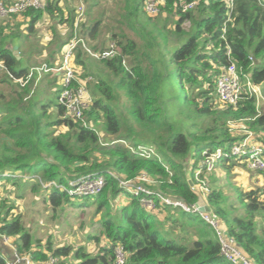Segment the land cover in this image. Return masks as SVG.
Masks as SVG:
<instances>
[{
    "label": "trees",
    "instance_id": "16d2710c",
    "mask_svg": "<svg viewBox=\"0 0 264 264\" xmlns=\"http://www.w3.org/2000/svg\"><path fill=\"white\" fill-rule=\"evenodd\" d=\"M143 1H135L134 16H139ZM189 1H196L197 7L182 13L173 8L174 0H165L161 15L176 21L174 31H169L175 36L177 46L174 48L168 41L165 26L139 31L137 35L144 39V45L124 34H113L116 55L112 58L90 57L103 67L96 76L100 74L102 77L104 72L108 76L107 80H99L93 85L92 93L90 88L94 79L83 57L85 54L80 48L75 50L72 63L76 74L77 67L83 70L77 77L85 82L92 97L100 96L96 100L93 98V106L87 114L90 126L66 119L65 109L59 103L54 107L51 103L41 105L38 113L36 108L31 111L29 103L24 104L25 97L20 89L14 92L15 99L0 107L1 110L6 106L5 114L13 112L6 117L10 124L0 120V134L6 137L0 141V188L10 184L11 188L6 191L12 193V189L25 183L22 177L27 176L26 179H33L35 183L31 185L32 193L40 194L50 209L74 208L76 200L81 201L80 207L94 208L97 205L96 214L109 208L101 222V232L107 242L97 253L91 254L85 247L54 248L51 240L42 243L34 239L24 220L11 215L13 208L7 207L3 201L0 203V236L13 238L18 253L43 262L53 255L57 264H116L115 251L121 246L126 264H231L222 256L218 235L210 225L205 229L199 215L181 213L161 204L158 193L189 206L196 204L198 194L191 190L185 176L186 164L193 161L191 169L194 174L205 151H229L241 139L230 134V121L246 120L264 153V115H259L255 97L246 95L237 107L221 106L216 99V80L231 64L249 74L264 94V0H232L234 8L230 15L227 0ZM78 7L66 15L59 0H47L44 9L28 10L1 21L0 26L24 16L30 18L27 30L32 33L35 24L47 14L57 19L60 25L69 23L68 39H71L76 32L78 16L75 12L78 14ZM85 8L86 20L78 24L77 32L87 44L88 40L93 42L94 45H89L93 52L102 54L108 50L99 39L102 23L92 18L91 6L87 4ZM132 26L135 30L134 23ZM68 39L57 52L48 54V66L59 61V54ZM141 51L144 56L139 55ZM57 53V58H53ZM0 64L7 71L8 80L15 82L17 88L18 85L26 88L35 82L33 80L22 87L15 80L24 79L30 70L5 47L0 48ZM110 76L118 81L114 83ZM120 90H124L131 100L127 117L121 108L113 105ZM187 110V118L173 122L175 116L172 114L176 111L184 114ZM53 114L57 118H53ZM4 116L2 113L1 118ZM204 118L212 121L210 126L202 123ZM189 119L197 122L187 124ZM101 120L105 133L115 140L106 138L101 144L97 130L92 127ZM61 128H67V131L63 132ZM126 141L133 147H151L155 154L151 158L134 155L123 145L122 142ZM222 163L231 173L235 169L247 168L243 160L224 159ZM110 172L120 179L133 180L146 175L157 182L155 188L149 187L154 193L151 199L157 213L149 212L143 205L144 196L136 197L126 190V197H122L125 189ZM213 172L207 175L208 185H214L208 195L213 212L225 222L229 235L235 238L244 256L255 264H264L263 190L258 187L245 192L237 190L235 198L239 207L234 206L219 181L211 175ZM80 176H104L103 191L93 197L72 198L64 191L46 190L42 186L51 182L66 185ZM168 212L170 216L165 220L159 218ZM178 230H192L194 236L190 238ZM88 239L100 243L98 236ZM6 261L0 254V264H6Z\"/></svg>",
    "mask_w": 264,
    "mask_h": 264
},
{
    "label": "rangeland",
    "instance_id": "374dc122",
    "mask_svg": "<svg viewBox=\"0 0 264 264\" xmlns=\"http://www.w3.org/2000/svg\"><path fill=\"white\" fill-rule=\"evenodd\" d=\"M73 1L77 3V5H74ZM135 1L136 0H87L86 2V0H70V3H66L64 9L66 10L65 14L69 15V10L76 11L77 6L80 5L81 2L85 4L84 6L86 7L87 4L91 6V9L93 11L92 18H96L95 20H100V22L102 23V27L99 32V39L101 40L104 48H110L113 42L112 35L116 33L124 34V36H126L127 38L138 42V44L144 45V39L140 38L137 35L139 31L142 32L145 29L151 31L153 27H156L158 29L164 26L165 32L168 34L167 37L168 41L171 44V48L176 47L177 43L174 42L175 36L169 34V31H174L176 22H174L175 18L167 19V16L165 14L157 17H149L142 11V5L140 7L139 16H134L133 7L136 5ZM75 15L78 16L76 12ZM83 19L86 20L85 13L82 17H80V22ZM52 23L53 18L49 15H45L44 18L41 19V21L35 24V29L31 33V31L27 30L28 25H30V18L24 16L18 19L13 18L8 24H3L2 26H0V45H3L2 47H5V43L10 40L11 45L15 49H20V51L14 52H18V59L22 62L23 65L28 67L29 70L32 68L41 67L42 65L46 64L47 60L50 58L48 54L57 52L58 48H60L62 44L65 43V41L70 37V28L68 22L64 25H60L59 21L56 19L57 27L55 25V30H52L51 28L50 31V27H52L53 25ZM132 23L135 24V30L133 29ZM64 30H66L67 32L64 33ZM154 35L155 37L159 36L156 32ZM88 43L90 46L94 45L91 40H88ZM62 49L63 48H61L60 51H62ZM142 51L139 53L140 56H144V53ZM58 54L59 53L55 54L52 57L55 58L56 56H58ZM59 56L61 57L62 53H60ZM83 57L84 59H86V62H88V70L91 72L90 76H92L94 79L90 88L92 93L93 85H95L99 80H107L108 76L106 72H104L102 77H100V74L96 76V72L103 69L102 65L100 63H97L95 59H92L86 55H83ZM125 65L128 66V63H125ZM1 66L2 64H0V68ZM4 70H0V84H2V86L0 85V107L4 106L7 102H10L17 97L13 93L16 83L12 80H9V82L6 81L9 78L6 71ZM82 72V68L77 67V74L80 75L82 74ZM58 77L59 75L55 74H51L50 77L43 75V77L36 84L35 82H32L26 88H20L18 85V89L21 90L25 97L23 101L24 104L29 103V105L31 106V111L33 108H36V113H38L41 105L51 103V106L54 107V105L58 104V93L61 91V85L59 83L54 84ZM109 79L111 81L113 80L114 83L118 81V78H113L111 76L109 77ZM58 90L59 92L57 93ZM118 92L119 94L117 96V100H113V105L116 108H121V110L125 113V117H127L129 115L127 109L131 103V100L124 93V90H120ZM2 96H4V98H2ZM99 97V95L93 96L95 100ZM263 104L264 103L260 104L259 108H257L259 115H264V110H262ZM168 106L170 108L172 107V101ZM4 108H6V106L0 110V118L2 113L5 116L0 120H6L4 122L10 124L6 117L7 114L13 112L10 111L5 114L6 110L4 111ZM168 112L171 113L170 111ZM172 115L175 116V119L173 120V122H175L178 121V119L187 118L186 116L189 115V112L187 110L184 114H178L176 111V113ZM53 118H57V115L53 114ZM190 122L196 123L197 121H191L189 119L187 124ZM211 122L212 121L206 118H204L202 121V123H206V127L210 126ZM246 122V120L228 122L230 134L234 137L242 138L244 135V133H242L241 131L242 127L245 125L248 128ZM92 127L97 130L101 144H104L106 142V138L115 140V137L110 135L108 136L105 133L103 120H101L98 125L93 124ZM60 130L66 132L67 128H61ZM3 136V134H0V141H2L1 138L6 139V137ZM127 143L128 144L123 145H130L129 142ZM151 146L156 148L155 145ZM100 158L103 157L100 156ZM222 162H224L223 159L220 161L221 164L219 165V167H215V170L211 175H214V177L219 181L224 189L225 195L231 198V203H233L234 206L239 207L238 201L235 198L236 194H238L237 190H241L244 192L247 190L250 191L251 183L247 182V180L244 179L247 175L241 174L238 169H236L235 172L232 173L226 171L224 169L226 168V164L225 166H222L224 165ZM192 164V160L188 161V164H186L185 176L193 182L195 178L191 169ZM26 178L27 176L22 177L24 181L26 180L25 183H20V187L12 189V193L6 191V189H10L12 185L9 184L7 186H2L3 188H0V203L6 201L7 207L13 208L11 210V215L24 220L27 229L30 230L32 235H34V239H40L41 241H43V243L51 240L55 248L62 246H72L74 249L85 247L91 254L97 253L100 246L106 244V238L102 235L101 232V222L103 219V214H106L109 208H106V210H103V212H101L100 214H96L95 206L97 205H95L94 208H90L88 206L80 207L81 201L76 200V205L74 206V208L66 206L63 207V210L50 209V207L48 208V206L43 202L40 194L32 193L31 185H35L33 179L31 180ZM70 181H72V179ZM210 182H212V179ZM156 184L157 182H154L153 184L149 185V187H154L156 186ZM213 186V184H210L211 189L213 188ZM126 194L127 191L124 190L122 193V197L125 198ZM170 211L172 210L170 209ZM178 211L181 213L184 212L181 209H179ZM169 216L170 212L166 213L164 217L161 216L160 219L165 220L166 217ZM207 225L208 224L206 222L201 223V226L205 229L208 228ZM188 231L189 233H187ZM178 233L187 235L190 238L194 236V231L192 230H178ZM90 236H98L100 239V243H97L96 241L89 242L88 237ZM10 240L13 241L14 239L11 238Z\"/></svg>",
    "mask_w": 264,
    "mask_h": 264
},
{
    "label": "built area",
    "instance_id": "2783aa9c",
    "mask_svg": "<svg viewBox=\"0 0 264 264\" xmlns=\"http://www.w3.org/2000/svg\"><path fill=\"white\" fill-rule=\"evenodd\" d=\"M228 1L229 15L234 6L232 0ZM46 0H0V22L8 20L9 18L23 14L28 10H42L44 9ZM196 1L189 0H174L173 8L180 10L182 13L193 11L197 7ZM143 11L149 17H157L163 14L165 7V0H144ZM85 12L83 3L78 7V18L76 21V32L74 36L68 41L62 51V56L54 65L47 64L41 67L30 69L29 73L24 79H15L22 87L35 80V84L46 74L59 75L57 81L61 85V91L58 94V103L65 109V118L81 122L83 126H90L87 121V114L93 106V97L86 87L83 80L79 79L76 74V68L73 65L75 50L80 48L84 54L92 58H112L116 55L115 43H112L110 48L102 54L95 53L87 44L85 38L80 36L77 32L80 17ZM246 95L255 97L256 106L259 108L260 104L264 102V94L261 86L253 83L251 76L245 74L235 64H231L224 68L223 72L216 80V99L221 106L237 107L240 100ZM243 137L232 145L229 151L217 150L216 152L205 151L203 153L204 159L200 162L197 169L194 170L193 186L191 190L198 194L210 208V212H200L196 204L189 206L181 200H175L171 197L165 196L161 192L158 193V198L161 204H165L170 208L181 209L185 213L199 215L204 222L210 225L217 233L220 244L221 254L231 264H255L253 261L247 259L242 251L239 249L235 238L228 233L227 227L220 216L215 214L208 202V195L211 188L207 182V175L215 170L216 164L220 160L232 159L243 160L247 163L249 170L258 172L264 175V153L260 143H255V134L249 130L245 125L242 127ZM126 145V142H122ZM130 152L134 155L143 158H151L155 151L151 147L138 146L133 147L127 145ZM110 175L115 177L122 188L129 191L136 197L144 196L142 198L143 205L149 212L156 211V205L151 197L154 193L150 190L149 185L153 184L146 175H141L133 180L120 179L114 173ZM104 176H80L69 181L66 185H60L56 182L49 184H42L43 188L49 190L55 188L68 193L72 198L93 197L100 194L105 187ZM264 202V193L262 196ZM4 244H11L10 238L2 236ZM14 252V259L6 261V264H57V259L50 255L46 261H35L29 255H21L18 253L14 245H10ZM116 264H126V255L123 247L116 248Z\"/></svg>",
    "mask_w": 264,
    "mask_h": 264
},
{
    "label": "crops",
    "instance_id": "0c3cea01",
    "mask_svg": "<svg viewBox=\"0 0 264 264\" xmlns=\"http://www.w3.org/2000/svg\"><path fill=\"white\" fill-rule=\"evenodd\" d=\"M4 1H8V0H4ZM47 1V0H46ZM68 1V2H67ZM70 2V0H61L60 1V6H61V8H65V6H66V3H69ZM73 4L74 5H77V3H75L74 1H73ZM76 7V6H75ZM78 7V6H77ZM46 16H48L47 14H45ZM44 15V16H45ZM44 18V17H43ZM49 18V17H48ZM53 18V17H52ZM48 24H50V23H48ZM53 25H52V27H50V31H51V28H52V30H55V25H56V19L55 18H53V23H52ZM1 25V24H0ZM56 27H57V25H56ZM58 29V28H57ZM63 32V31H62ZM67 31L66 30H64V33H66ZM68 34V33H67ZM69 35V34H68ZM65 39H66V37H65ZM70 39H68V41H69ZM67 41V42H68ZM66 42V41H65ZM3 46V45H2ZM2 46L0 45V48H2ZM5 47L7 48V49H9L10 51H12V53H13V55L18 59L19 58V54H18V52H14V51H19L20 49H15L12 45H11V41L10 40H8L6 43H5ZM19 60V59H18ZM3 65L1 66V68H0V70H4L5 68L3 67ZM4 71H6V70H4ZM6 73H7V71H6ZM8 74V73H7ZM6 81H8L9 82V80H6ZM3 82V81H2ZM1 86H2V84H0ZM16 91H19V89L15 86V88H14V91H13V93L14 92H16ZM12 94V93H11ZM15 95H16V93H15ZM264 103V102H263ZM262 104V103H261ZM262 110H264V104L262 105ZM256 139V138H255ZM258 140H254V142L256 143ZM242 165V164H241ZM248 168V167H247ZM246 168V170L245 169H239V172H241V174H246L247 176H245V180H247V182H249V183H251V189H253V188H260V189H262L263 190V192H264V176L262 175V174H260V173H258V172H254V171H251V170H249V169H247ZM236 170V169H235ZM156 214V213H155ZM159 218H161V216L159 215ZM33 237H34V235H32ZM1 238H2V236H0ZM1 238H0V254L2 255V256H4L5 257V259H7V261H11V260H13L14 259V252H13V250H12V248H11V244L13 245L14 243H13V241L12 240H10L11 241V244H2V242H3V240L1 241ZM11 239V238H10ZM40 240V239H39ZM89 242H92V241H89ZM42 243H43V241H42ZM45 243V242H44ZM55 248V247H54ZM90 253V252H89Z\"/></svg>",
    "mask_w": 264,
    "mask_h": 264
},
{
    "label": "water",
    "instance_id": "95a60500",
    "mask_svg": "<svg viewBox=\"0 0 264 264\" xmlns=\"http://www.w3.org/2000/svg\"><path fill=\"white\" fill-rule=\"evenodd\" d=\"M189 185L190 187L193 186V182L189 180ZM196 207L199 209L200 212H210L209 206H207L206 202L204 201L203 198L199 197L198 201L196 203Z\"/></svg>",
    "mask_w": 264,
    "mask_h": 264
}]
</instances>
